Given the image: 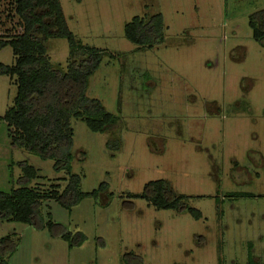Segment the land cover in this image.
Listing matches in <instances>:
<instances>
[{
	"label": "rangeland",
	"instance_id": "374dc122",
	"mask_svg": "<svg viewBox=\"0 0 264 264\" xmlns=\"http://www.w3.org/2000/svg\"><path fill=\"white\" fill-rule=\"evenodd\" d=\"M59 2L75 38L113 57L90 77L87 97L118 118L117 126L100 134L71 120L72 173L81 192L108 187L70 211L43 201L39 228L0 221V239L15 246L7 264H246L248 256L236 255L264 254V47L249 26L264 0ZM157 13L165 25L161 45L142 49L125 40V24ZM17 22L12 0H0V37L21 33ZM47 55L64 70L67 42L49 40ZM13 63L6 46L0 64ZM15 94V79L0 76V117ZM119 135L121 149H107ZM23 161L45 183L66 185L51 160L13 146L0 119V192L18 187ZM156 180L167 181L201 218L133 197ZM48 216L51 231L43 227ZM61 233L83 234L84 241L70 246ZM251 257L264 263V256Z\"/></svg>",
	"mask_w": 264,
	"mask_h": 264
},
{
	"label": "trees",
	"instance_id": "16d2710c",
	"mask_svg": "<svg viewBox=\"0 0 264 264\" xmlns=\"http://www.w3.org/2000/svg\"><path fill=\"white\" fill-rule=\"evenodd\" d=\"M13 11L18 19L21 33L0 37V50L9 46L14 57L11 66L0 64V76L15 79L16 94L12 106L0 117L9 129L13 146L52 161V169L66 174V185L45 183L38 171L26 162H20L21 176L16 180L17 188L9 193L0 192V221H15L40 227V208L43 201L53 200L70 211L85 197L97 200L107 190V184H99L91 193L80 190V177L72 173L73 130L71 120H79L93 133H112L118 118L108 113L100 101L87 97L90 77L99 68L104 57L113 58L104 51L83 45L68 29L59 0H12ZM249 26L255 42L264 47V10L249 17ZM165 25L160 13L140 18L134 17L125 24L123 35L129 43L152 49L164 42ZM51 39H63L68 45V57L64 70L55 68L47 55V44ZM149 80L147 73H141ZM107 140L106 148L120 150L122 137ZM83 162L85 154H78ZM42 180V183L39 181ZM62 179H58L61 181ZM44 181V182H43ZM34 182L33 186H30ZM45 184L47 188H45ZM143 199L156 210H186L195 219L201 214L188 209L183 196H177L165 180L146 183L141 194L133 196ZM51 231L56 227L48 216L44 223ZM70 246H79L83 234L72 236L61 233ZM76 239H79L76 241ZM9 237L0 239V264L15 249ZM14 245V244H13ZM6 249V256L2 253ZM7 249H11L7 255ZM248 256L246 264H264Z\"/></svg>",
	"mask_w": 264,
	"mask_h": 264
},
{
	"label": "flooded vegetation",
	"instance_id": "af4514ba",
	"mask_svg": "<svg viewBox=\"0 0 264 264\" xmlns=\"http://www.w3.org/2000/svg\"><path fill=\"white\" fill-rule=\"evenodd\" d=\"M263 239H264V238H263V236H262V237H261V240H260V243L263 242ZM236 256H264V254H263V253H260V252L257 253V254H255V253H253V252H252V253H247V252H246L244 255L237 254Z\"/></svg>",
	"mask_w": 264,
	"mask_h": 264
}]
</instances>
